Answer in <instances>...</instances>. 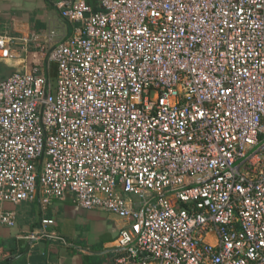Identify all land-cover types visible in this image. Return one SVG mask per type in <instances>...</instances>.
Segmentation results:
<instances>
[{
	"label": "built area",
	"instance_id": "built-area-1",
	"mask_svg": "<svg viewBox=\"0 0 264 264\" xmlns=\"http://www.w3.org/2000/svg\"><path fill=\"white\" fill-rule=\"evenodd\" d=\"M60 11L73 33L0 77V226L71 196L126 221L113 264H264V0ZM18 40L0 21V63ZM50 222L30 237L68 244Z\"/></svg>",
	"mask_w": 264,
	"mask_h": 264
},
{
	"label": "crops",
	"instance_id": "crops-1",
	"mask_svg": "<svg viewBox=\"0 0 264 264\" xmlns=\"http://www.w3.org/2000/svg\"><path fill=\"white\" fill-rule=\"evenodd\" d=\"M70 0H0V21L17 37L15 49L29 47L0 63V77L15 70H31L41 65L43 56L39 48L44 39L32 42L35 33L48 36L57 31V37L66 39L75 25L61 15L60 6ZM93 6L97 0H89ZM27 41V42H24ZM7 209L16 211L14 226H0V264H113L114 244L126 221L99 209H87L75 203L71 196L63 201L52 200L43 204L37 197L18 204L7 203ZM42 219L51 220L46 230H55L68 244L41 237H30L43 226Z\"/></svg>",
	"mask_w": 264,
	"mask_h": 264
},
{
	"label": "trees",
	"instance_id": "trees-1",
	"mask_svg": "<svg viewBox=\"0 0 264 264\" xmlns=\"http://www.w3.org/2000/svg\"><path fill=\"white\" fill-rule=\"evenodd\" d=\"M51 71H52V75H55L56 73V65H52L51 66ZM102 261L100 260H93V263L92 264H101Z\"/></svg>",
	"mask_w": 264,
	"mask_h": 264
},
{
	"label": "rangeland",
	"instance_id": "rangeland-1",
	"mask_svg": "<svg viewBox=\"0 0 264 264\" xmlns=\"http://www.w3.org/2000/svg\"><path fill=\"white\" fill-rule=\"evenodd\" d=\"M111 215H115V214H111Z\"/></svg>",
	"mask_w": 264,
	"mask_h": 264
}]
</instances>
